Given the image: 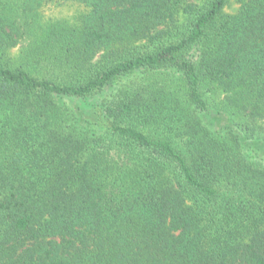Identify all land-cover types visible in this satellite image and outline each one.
I'll return each instance as SVG.
<instances>
[{
    "label": "trees",
    "instance_id": "trees-1",
    "mask_svg": "<svg viewBox=\"0 0 264 264\" xmlns=\"http://www.w3.org/2000/svg\"><path fill=\"white\" fill-rule=\"evenodd\" d=\"M0 264H264V0H0Z\"/></svg>",
    "mask_w": 264,
    "mask_h": 264
},
{
    "label": "rangeland",
    "instance_id": "rangeland-1",
    "mask_svg": "<svg viewBox=\"0 0 264 264\" xmlns=\"http://www.w3.org/2000/svg\"><path fill=\"white\" fill-rule=\"evenodd\" d=\"M200 2L202 1V0H199Z\"/></svg>",
    "mask_w": 264,
    "mask_h": 264
}]
</instances>
